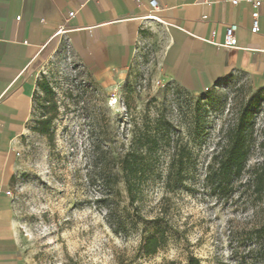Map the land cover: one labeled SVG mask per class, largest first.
I'll use <instances>...</instances> for the list:
<instances>
[{"label":"rangeland","instance_id":"obj_1","mask_svg":"<svg viewBox=\"0 0 264 264\" xmlns=\"http://www.w3.org/2000/svg\"><path fill=\"white\" fill-rule=\"evenodd\" d=\"M148 33L125 76L111 84L97 80L66 42L42 62L9 183L22 264H159L190 254L201 264L264 260L253 243L255 228L264 224V191L254 193L248 183L264 149V86L240 74L199 92L165 82L157 77L163 34L158 27ZM239 116L250 132L246 166L228 184L211 187V156ZM144 133L158 138L144 163L152 172L138 182L132 206L121 183L119 197L107 202L102 178L119 167L109 152L118 156ZM173 156L172 170L180 175L167 190ZM106 203L134 229L114 232ZM156 216L166 244L142 256L138 244L149 229L139 218Z\"/></svg>","mask_w":264,"mask_h":264},{"label":"crops","instance_id":"obj_2","mask_svg":"<svg viewBox=\"0 0 264 264\" xmlns=\"http://www.w3.org/2000/svg\"><path fill=\"white\" fill-rule=\"evenodd\" d=\"M149 1L0 0V264H22L12 197L6 194L14 145L31 116L39 68L61 42L97 80L111 84L125 76L137 43L158 27L164 38L159 79L191 92L233 74L264 86V2L252 33L248 0H156L153 11ZM230 23L238 25L237 44L226 48L221 43Z\"/></svg>","mask_w":264,"mask_h":264},{"label":"trees","instance_id":"obj_3","mask_svg":"<svg viewBox=\"0 0 264 264\" xmlns=\"http://www.w3.org/2000/svg\"><path fill=\"white\" fill-rule=\"evenodd\" d=\"M38 84V81H37ZM249 129L247 119L239 116L235 124L229 128L226 136V144L221 150L215 152L211 156V162L208 164L206 174L207 180L211 187L220 186L222 182L228 184L232 176H238L245 168L250 150ZM158 138L155 135L143 134L135 137L130 142L127 150L114 156L109 152L108 160L113 164H118L117 170L112 174L110 168L109 174L113 177L106 176L102 178V187L104 188V199L108 202L114 197H119L120 190L118 184L124 186V190L129 197L128 205L132 206L134 197L138 189V182L141 178L152 172V168H144V163L151 158L150 150L152 146H156ZM177 156H173L171 168L168 169L165 176V188L173 190L176 186L171 185L172 176L180 175L179 171L173 172L172 165ZM177 160L182 161V157L178 156ZM189 158V156H187ZM249 172L248 183L252 187L254 193L264 191V149L260 161H258ZM176 178V177H174ZM264 193V192H263ZM106 207V221L114 232H127L134 229L132 222H129L124 215L117 214V206L113 207L109 203ZM126 209V208H125ZM145 223L149 232L141 237L138 244L137 253L142 256H151L156 254L160 249L164 248L167 240L166 230L159 223L161 217L156 216L152 219L139 218ZM253 243L260 250H264V224L258 226L254 230ZM261 260L259 264H264ZM159 264H201L199 258L190 254L184 260L163 259Z\"/></svg>","mask_w":264,"mask_h":264},{"label":"built area","instance_id":"obj_4","mask_svg":"<svg viewBox=\"0 0 264 264\" xmlns=\"http://www.w3.org/2000/svg\"><path fill=\"white\" fill-rule=\"evenodd\" d=\"M239 0H232V4H237ZM250 5H251V11H250V18H251V24H250V31L252 33H256L259 29V15H260V7L263 4L264 0H248ZM203 2L207 3L208 0H203ZM149 5L151 8V11L154 9H157V1L156 0H150ZM74 12L71 11L68 13V18L73 16ZM205 17V16H203ZM238 25L235 23H230L225 25L224 29V38L223 42L221 45L226 48L234 47L237 44V38H236V30H237ZM62 32V27H60L56 33H61ZM212 38H214L215 33H212ZM3 126V122L0 121V127ZM8 196L12 197V192L11 190H8L6 192Z\"/></svg>","mask_w":264,"mask_h":264}]
</instances>
